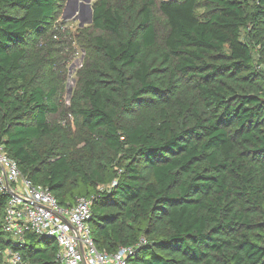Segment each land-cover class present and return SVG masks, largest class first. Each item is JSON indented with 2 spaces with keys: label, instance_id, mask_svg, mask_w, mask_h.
<instances>
[{
  "label": "trees",
  "instance_id": "obj_1",
  "mask_svg": "<svg viewBox=\"0 0 264 264\" xmlns=\"http://www.w3.org/2000/svg\"><path fill=\"white\" fill-rule=\"evenodd\" d=\"M65 1L0 0L5 153L60 206L90 198L96 248L138 244L128 264H264V0H95L68 105ZM7 199L0 264H61L3 230Z\"/></svg>",
  "mask_w": 264,
  "mask_h": 264
},
{
  "label": "built area",
  "instance_id": "obj_2",
  "mask_svg": "<svg viewBox=\"0 0 264 264\" xmlns=\"http://www.w3.org/2000/svg\"><path fill=\"white\" fill-rule=\"evenodd\" d=\"M0 192L8 199L4 208L3 230L14 240L23 241L27 232L52 238L61 264H128L136 245H121L116 251H99L90 234L91 200L76 198L72 206H60L53 194L23 176L14 159L0 145ZM144 239L140 238L139 243ZM7 264H22L19 253L5 251Z\"/></svg>",
  "mask_w": 264,
  "mask_h": 264
},
{
  "label": "rangeland",
  "instance_id": "obj_3",
  "mask_svg": "<svg viewBox=\"0 0 264 264\" xmlns=\"http://www.w3.org/2000/svg\"><path fill=\"white\" fill-rule=\"evenodd\" d=\"M81 1V0H79ZM95 0H91L93 4ZM65 4V3H64ZM63 11V10H62ZM60 26L61 36H66L68 39H72L71 47L69 49V58L66 60L64 69L66 70L63 76V102L68 105L69 97L72 94L77 83V69L80 67L85 55V51L81 46V42L84 41V33L91 32L90 23L79 25V18L76 15L69 18H62V13L55 20L54 27ZM60 37V34H59Z\"/></svg>",
  "mask_w": 264,
  "mask_h": 264
},
{
  "label": "water",
  "instance_id": "obj_4",
  "mask_svg": "<svg viewBox=\"0 0 264 264\" xmlns=\"http://www.w3.org/2000/svg\"><path fill=\"white\" fill-rule=\"evenodd\" d=\"M76 14L79 18L80 26L84 25L85 23H91V0H66L62 11V18H69Z\"/></svg>",
  "mask_w": 264,
  "mask_h": 264
}]
</instances>
